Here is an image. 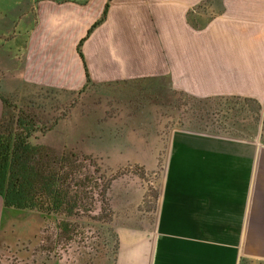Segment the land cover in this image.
I'll list each match as a JSON object with an SVG mask.
<instances>
[{
	"label": "crops",
	"instance_id": "1",
	"mask_svg": "<svg viewBox=\"0 0 264 264\" xmlns=\"http://www.w3.org/2000/svg\"><path fill=\"white\" fill-rule=\"evenodd\" d=\"M107 3L0 0V54L19 47L21 82L54 91L82 90L86 68L93 87L264 100V0H111L84 67ZM167 155L155 216L117 229L113 264H264V146L176 131Z\"/></svg>",
	"mask_w": 264,
	"mask_h": 264
},
{
	"label": "rangeland",
	"instance_id": "2",
	"mask_svg": "<svg viewBox=\"0 0 264 264\" xmlns=\"http://www.w3.org/2000/svg\"><path fill=\"white\" fill-rule=\"evenodd\" d=\"M104 9L76 45L84 67L82 45L104 22L94 27L102 20ZM18 50L14 53L7 44L0 54V96L12 102L25 98L41 104L55 127L39 137L38 144L89 159L95 165L98 186L108 189L103 198L97 196L101 190H95V211L75 218L74 236L61 243L53 221H45L35 212L0 208V264H113L117 229L146 226L145 213L152 222L171 136L176 131L199 130L195 125L202 112L196 108L203 109V103L198 105L171 91L166 81L89 86L73 93L28 86L20 79L22 57ZM83 71L88 75L86 68ZM259 104V112L253 104L244 106L249 122L228 124L221 101L212 100L208 103L213 111L209 122L197 132L264 146V100Z\"/></svg>",
	"mask_w": 264,
	"mask_h": 264
},
{
	"label": "trees",
	"instance_id": "3",
	"mask_svg": "<svg viewBox=\"0 0 264 264\" xmlns=\"http://www.w3.org/2000/svg\"><path fill=\"white\" fill-rule=\"evenodd\" d=\"M107 1L102 20L94 27L106 18L111 0ZM89 86L92 84L86 75V86L82 90ZM189 100L197 102L198 105L203 103V109L196 108V111L202 112L198 115L195 125L199 130H203V126L209 122L207 119L213 111L208 103L211 105L212 100L221 101L225 111L224 121L228 124L238 120L249 122L244 108L247 104H253L255 111H260L259 102L247 98L215 97L198 100L189 97ZM0 102L2 209L38 213L45 221L55 223V229L59 233L58 243L71 241L75 230L74 219L79 215L93 213L97 201L94 200L95 190H101L97 196L103 198L107 186L105 189L98 186L99 179L94 174L95 165L89 159L38 144L39 137L55 127V123L48 118L41 104L25 98L12 102L2 96ZM255 124L253 123V126ZM261 142L264 143V115Z\"/></svg>",
	"mask_w": 264,
	"mask_h": 264
}]
</instances>
